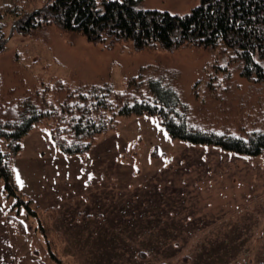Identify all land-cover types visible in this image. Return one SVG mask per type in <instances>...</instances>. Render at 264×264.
I'll return each instance as SVG.
<instances>
[{
  "label": "rangeland",
  "instance_id": "1",
  "mask_svg": "<svg viewBox=\"0 0 264 264\" xmlns=\"http://www.w3.org/2000/svg\"><path fill=\"white\" fill-rule=\"evenodd\" d=\"M199 1L140 0L137 7L183 15ZM4 22L3 90L20 95L50 79L122 90L157 69L201 130L245 137L264 129V84L243 79L234 65L219 72L209 49H135L106 35L92 41L54 26L19 32L15 18ZM11 169L24 199L59 235L51 241L62 264H264V155L188 145L170 139L155 118L133 116L119 117L89 152L73 156L58 152L41 125L22 140ZM13 204L0 181V264L47 260L37 221Z\"/></svg>",
  "mask_w": 264,
  "mask_h": 264
},
{
  "label": "trees",
  "instance_id": "2",
  "mask_svg": "<svg viewBox=\"0 0 264 264\" xmlns=\"http://www.w3.org/2000/svg\"><path fill=\"white\" fill-rule=\"evenodd\" d=\"M38 1L40 7L28 10ZM139 1L9 0L0 7V52L7 43L4 16H12L19 32L54 26L92 41H103L105 35L115 41L128 40L135 49L202 47L221 60L219 72L234 65L243 79L264 84V0H200L183 15L141 10ZM165 76L151 69L150 76L131 78L122 90L110 83L74 86L50 79L20 95L14 89L3 90L0 78V181L4 196L14 200V212L22 209L39 225L47 260L37 264H62L51 241L59 235L51 230L47 216H40L16 187L11 162L20 153L22 140L41 125L58 152L67 156L86 154L98 135L114 130L119 117L133 116L155 118L170 139L188 145L250 158L264 155V129L240 137L192 124L179 93ZM18 224L23 227L22 222ZM172 237L166 240L174 241ZM137 256L145 258L142 251ZM181 260L188 262L186 256Z\"/></svg>",
  "mask_w": 264,
  "mask_h": 264
}]
</instances>
